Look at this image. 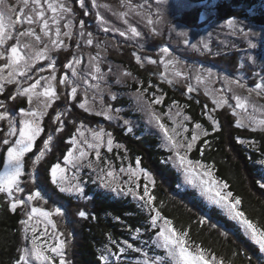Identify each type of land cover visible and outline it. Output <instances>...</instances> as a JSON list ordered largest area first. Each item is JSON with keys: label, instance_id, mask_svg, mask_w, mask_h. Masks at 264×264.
Wrapping results in <instances>:
<instances>
[{"label": "rangeland", "instance_id": "obj_1", "mask_svg": "<svg viewBox=\"0 0 264 264\" xmlns=\"http://www.w3.org/2000/svg\"><path fill=\"white\" fill-rule=\"evenodd\" d=\"M66 3L73 9L71 0H66ZM5 4L17 6V0H5ZM217 4L218 0H207L204 2L191 0H95V3H93V0H81L79 2L80 7L85 10L87 15L94 16L96 19L95 23L93 24L96 31L94 32L90 30L84 23L83 31L85 32V36L80 37L79 33L81 31V28L80 26L76 27L73 21V23H71L72 27L70 29L72 35L70 37L61 35L60 37V39L64 41V45L66 46H62L59 48H52L50 46L49 51L47 52V58L35 60L33 63H31L29 67L24 70L25 75H16L15 78L17 81H19V84H4V90L1 94L10 89V87L13 85L16 86L15 92H17L18 87L25 88L30 86L41 77H50L53 73V69L49 68L48 65L51 61H55L54 71L57 79L53 83L56 87L59 98L53 102L52 107L47 109V114L41 121V126L43 127L44 132H42L41 135L37 138L34 147L37 146L38 141L41 140L45 135L47 131V125L52 122L57 113H60V124L62 122L63 131H55L53 133V139L51 141L50 148H54L58 138L61 136L60 134L64 132V143L70 145L67 151L74 148L71 143V138L75 136V138L80 142L75 146V148L83 147L89 153L87 158L80 162V166L77 168H73L71 165L65 166L63 164V157L61 159H57L56 163L53 164L55 165L57 163H60L63 167L67 168V171L65 173L67 179L62 186L75 185L78 183L80 188L82 189V192H62L60 190V187L51 182L50 178L49 182H51L52 185L60 191V193L64 194V196L66 197H70L76 200L78 203H80L81 207H84V204L82 202L91 199V194L88 195L87 190L90 189L92 185H95L97 186V189L104 190L107 194L109 193L116 197L132 196L135 201H141L139 199V197L141 196L140 192L141 189L145 186V182L142 183V180L152 183V181H154V177L139 165L134 166L128 164L117 168L114 161H112L108 156L109 153L112 154L114 150L120 147V144L111 132L109 125L125 128V132L131 133V131H135L136 129V119L133 118V116L138 113L141 115L142 121L145 123L148 133L159 136L162 140L163 148L171 153L169 162L171 163L173 168L179 172L182 180V187L184 189L196 191L199 194L200 198L203 199L209 207L218 208L225 216L231 219L222 209L209 203V201L201 195L198 188H195L191 184L186 182L183 172L175 162V151L172 150L171 145L167 144V142L164 140L162 132L158 129L155 123L149 122L148 106L150 105L151 110L161 116V121L170 130L175 127L177 132L181 133V135L176 136V139L178 141L186 143L191 139L194 131L200 133L201 131H206V129L203 126L201 130L195 129V124L198 122L194 121V119L191 118V116L185 111L182 106H166L164 104L165 96L162 93L163 89L160 88V86L153 84L155 87L154 92L158 93H151L153 91L148 92L143 90L141 86L143 87L144 83L141 82L140 78H138L133 72L128 70V68H126L123 64L116 62L110 57L116 53H124L125 48H133V53L141 56L142 58L139 64H144V67L151 66L153 69H155L157 72L156 75L161 81L168 83V80H172L173 82L171 83V85H173L175 88L185 87V92L189 97L195 98L194 94H200L203 99L209 101L212 104V107H207V118L208 115H212L216 120L219 121L221 127L222 120L227 118L224 110L227 109L229 114H232V108L229 105L234 106V95H248L246 90L237 88L235 84H230L229 80H240L246 85V87H254V82H260L261 77L264 76V27L257 26L245 20L240 21L238 19H230L238 21L234 29L232 27H229L227 23V21L229 20L224 22L211 20V18L217 14L215 10ZM197 8L201 9V22L208 23L205 28L191 29L179 22V18L184 12L191 11ZM97 14H99L100 17L103 18L104 23H101V21L97 19ZM121 14L126 15L122 16ZM75 19L76 14L73 9V13L70 15H66L65 21L61 22V32L63 33L64 31H69V29L63 28V24L65 22H69V20L71 21ZM149 19L153 21L152 24L148 23ZM17 27L19 28L20 26L17 25ZM33 27H35L37 33L40 34L39 27L36 25H33ZM133 27H135L140 33L139 36H134L131 33L130 29ZM105 28L109 30L104 31ZM240 29H242L243 31L241 32ZM73 30L76 32L78 39L74 38ZM88 32L92 33V45H88L86 43V40L88 38L86 34ZM120 32H124L125 35L121 36ZM182 33H185L187 35H182ZM157 38L164 41V43H160L161 45L158 49H153L151 45ZM185 39H188L192 44H196L197 47L193 48L190 45H186L184 43ZM20 40L22 45H31V48L29 49H22V51H25L29 54H32L35 51L43 50L44 44L49 43L48 38L43 36V42L35 41L34 37H20ZM13 43H15L14 39L8 41L5 47H10ZM205 44H207V48L204 47ZM252 45H255V47H253ZM165 46L170 50L169 54L167 55L161 52V49ZM59 51H65L66 53H69V51H71V53H69L70 59L68 63L73 62L74 58L80 60L79 64H74V68L76 71L75 76L72 74V68L66 67L65 72L61 71L60 64H58L56 58V54L59 53ZM233 51H236L238 54L240 53V71L236 74L227 72L224 69L213 66L211 64L193 61L190 58V56L193 54L199 56L208 54L212 57H219L231 55ZM91 57H96V60L91 61ZM147 57H151V59L155 60L156 63L149 62V60L146 59ZM169 60L174 61V63L168 64L166 68L165 65ZM4 63V60H0V67H3ZM93 64H96L100 67L101 73L97 75H101L102 79L96 80L92 78L94 74ZM208 68L212 69L213 74L211 77L207 76V74L204 72V69ZM174 71H180L182 75L179 77H175L173 75ZM128 73H130L131 75H128ZM198 74L202 75L204 82H197L195 77ZM4 75H7V69L5 70ZM65 77L67 78L69 83L63 85L60 84L59 81ZM85 81H87V83H85ZM189 84L192 85L195 89L191 93L187 92V86ZM44 86L45 80L41 79V83L37 88V91L42 92ZM60 86L61 88H67V92L71 99L70 103L72 105H76L77 107H79V104L85 102V100L87 99V107L89 110H83H85L91 116H94L101 120V124L91 126L87 123L75 122L74 119H71L69 117V113L74 110L72 105L66 108V110H61L55 113V105L61 100V96L63 94H61V92L59 91ZM133 86H137L138 88L135 89ZM73 87H76L77 89L75 98L70 95L71 89ZM205 93H207V95ZM161 96L163 97V100L160 104L151 103L155 98ZM221 96L228 99L229 104L224 105L220 108H216V106L212 103L213 98L215 97L219 99ZM18 98L24 100V106H20L17 112L10 113L11 118L13 119L17 127H19V120L21 119L20 109H28L30 107L36 108L40 106L45 99L42 96L39 98V100L34 97L33 104L29 105L27 97L18 96ZM251 99L258 104H264V99L256 98L255 94H253ZM123 100L130 101L133 108L124 105ZM214 108L215 111H212ZM3 110L4 109H0V111ZM109 110V114L112 116V119H108L105 115L99 114ZM185 117H187L188 119H185ZM67 119H70V124L67 122ZM236 119L237 117H235V121ZM125 121H127V123H125ZM208 121L211 123L209 119ZM4 122H6V120L0 121V132L5 130L1 135L2 139L7 136L8 132V129H5L3 126ZM57 127L58 126H56L55 129ZM129 128H131V131L128 130ZM185 128L187 129V131H184ZM77 129H79V131H77ZM100 129H103L105 133H111L113 144L112 150L108 151V137L107 135H105L104 144L99 149L101 153V159L97 161L95 157V150L87 148V144L84 143V140L86 139L89 143H94L95 141L93 140V132L99 131ZM245 129L249 130V128L246 127ZM81 132L83 133V137H81L80 135ZM255 132L264 134V132L259 130ZM203 137H205V135L201 134L200 138L196 142V145ZM9 139L11 141L14 140L15 137H9ZM243 141H245L243 145L250 149H256L258 147L257 142H255L254 140L243 139ZM248 141H254V144H249ZM195 146L190 152L187 153L188 158L191 160H193L191 157V153L194 150ZM7 147L8 145L5 144L0 147V158L3 157L2 164L0 162V173H3L5 171V166L7 164ZM67 151L64 154H66ZM181 151L183 152V150ZM29 153H27L24 158L25 173L20 178L21 187L23 188L24 176L27 173V156ZM75 154L78 155V152H76ZM104 161H107V163H104ZM89 163H91L92 167L88 166ZM262 166L264 169V164H262ZM101 169H103V171H101ZM108 171H111L113 173L111 177L106 175ZM38 172L39 171L36 170V179L38 178ZM132 172H136V175L133 176L131 174ZM145 172L150 174L151 180L145 177ZM212 174L215 179L219 180L213 171ZM36 183L37 182H31V187L33 185H36ZM104 183L109 184L110 187H103ZM39 188L42 191V196L43 193H45L47 197H44L43 200L32 201L27 205L26 210L30 211L32 207H38L46 211L53 212L51 219L56 224L55 231L57 233L62 232L59 227L60 225L67 226L69 229H72L74 227V223L72 222L73 220L71 218L72 206L68 204H61L57 200H52L54 206H57L59 208L62 207L61 210L63 212V215H56L52 210V207L47 206L49 204L48 200L49 198H52V196L48 194L49 192L45 190V187H41L39 185ZM113 188H115V191L112 190ZM129 189H132V192H129ZM133 193H135V195ZM13 195L19 198H22L23 196L24 199H26L28 195L27 189H24V192L22 193L18 192L14 193ZM7 198L10 199L9 197ZM20 207L24 206H19L18 208ZM37 221H39V223H36ZM33 223H36V235L39 236L45 228L43 218L36 217L34 218ZM159 223L160 221H158V224ZM76 228H80V225H77ZM48 233H53L51 225H48ZM25 235L31 238L32 233L31 231H29L28 233H25L23 231V247L30 246L29 242L24 239ZM61 238L65 239L66 242L68 240L66 234ZM73 239L75 240V238ZM40 240L41 242L47 241L51 244L55 243L50 235L41 236ZM67 248L66 259L68 255ZM143 253H148L149 257L157 256L156 254H149L151 253L149 251ZM262 255L264 258V253H262ZM112 257L113 256L109 254V258ZM144 259L145 257L143 255L142 261ZM55 264H58V258L56 259Z\"/></svg>", "mask_w": 264, "mask_h": 264}, {"label": "trees", "instance_id": "obj_2", "mask_svg": "<svg viewBox=\"0 0 264 264\" xmlns=\"http://www.w3.org/2000/svg\"><path fill=\"white\" fill-rule=\"evenodd\" d=\"M80 1L71 0L78 25L80 21H83L90 30L95 32L93 24L96 19L94 16L86 14L79 5ZM191 1L204 2L207 0ZM215 10L217 14L211 20L224 22L238 19L264 27V0H218ZM201 21L200 8L184 12L179 18L181 24L191 29L205 28L208 23ZM160 43L163 44L164 41L157 38L151 46L153 49H158ZM133 51L131 47L125 48L124 53H116L110 57L140 78L144 83V86H141L143 90L158 93L154 92L153 84L160 86L163 89L166 106H182L194 121L209 132V135L203 137L195 146L191 153L192 159L205 165L214 166L212 171L221 182L228 184L227 190L242 199L241 207L246 214L254 217L256 221L264 220V189L260 188L257 183L258 180L264 179V169L261 164V161H264V134L236 127L235 117L229 114L227 109L224 110L227 118L222 120L220 130L213 132L212 124L208 121L206 114L207 107H212V104L203 99L200 94H194L195 98L189 97L185 92V87L175 88L173 85L161 81L157 77L155 69L137 63ZM69 53L59 51L56 54L62 72L66 70L65 65L70 59ZM190 58L193 61L222 68L233 74L240 71V53L238 54L236 51H233L231 55L219 57L193 54ZM133 87L138 88L137 86ZM15 90L16 86L13 85L3 94L0 93V100L5 103L10 113H15L20 106H24V100L18 96L15 100L8 99L9 95H16ZM59 91L63 94L61 100L55 105V113L66 110L72 105L67 88L60 86ZM123 102L124 105L133 108L130 101L123 100ZM206 105L207 107H205ZM72 106L74 110L69 113V117L75 122H83L91 126L101 124L102 121L98 118L91 116L76 105ZM133 118L136 119V129L131 133L125 132V128L109 125L111 132L120 144L118 149L114 150L112 154H108L115 166L117 168L128 164L137 166L136 161L139 159V166L154 177V183L142 180V183L145 182L149 189V195L154 197L152 206L158 209L163 217L172 220L177 229L189 230L191 241L222 258L225 264H264L262 253L249 241L234 221L225 216L218 208L209 207L196 191L182 187L179 172L169 162L171 153L163 148L160 137L148 133L140 114H135ZM6 122L3 126L8 129ZM67 122L70 124V119H67ZM56 126L59 127L60 122L53 123L52 120L47 125L45 135L28 154L24 189H27V194H30L37 190L41 191L39 185L45 187L48 194L52 196L49 198L47 206L52 207L53 211L57 206L53 205L52 200L72 206L71 218L74 227L69 229L67 226H59L64 235H67V260L70 264H104L100 257L109 254L113 256L109 258L110 264H142L143 252L149 251L151 252L149 254L163 255L164 252L158 250L153 244L158 228L151 226V215L154 213L149 211L151 206H145V200L148 197L139 202L135 201L132 196L116 197L107 194L106 191L99 190L97 186L92 185L87 190V194H91V199L82 202L84 207H81L80 203L64 196L49 182L50 167L56 163L57 159L64 156L70 146L64 143V132L60 134L54 148L46 151L39 163L33 166L32 161L39 154L43 141L49 134L53 135ZM3 131L0 132V147L4 145L1 138ZM243 139L254 140L258 147L250 149L238 142ZM205 141H207V146H205ZM201 149H203V154H201ZM0 162L2 164L3 157L0 158ZM36 170L39 171L38 178L35 179L37 183L31 187V177L33 175L36 177ZM140 193L141 196L144 195V188ZM43 197H47V195L43 193ZM22 199H24L23 196ZM79 211L88 213L87 218L80 217ZM201 217L206 218V222L200 223ZM23 219H27L25 208L20 207L15 212L11 211L9 199L0 193V264H15L18 259L19 250L24 244L20 223ZM77 225H80V228H76ZM137 229H139L138 232ZM222 233H227V235H222ZM129 244L132 245V248L128 247ZM120 248H124L125 251L120 253ZM137 248L142 251L137 252L135 250Z\"/></svg>", "mask_w": 264, "mask_h": 264}, {"label": "snow or ice", "instance_id": "obj_3", "mask_svg": "<svg viewBox=\"0 0 264 264\" xmlns=\"http://www.w3.org/2000/svg\"><path fill=\"white\" fill-rule=\"evenodd\" d=\"M95 3V0H93ZM73 13V9L68 6L66 0H17V6L5 4V0H0V60H4L5 63L3 67H0V93L4 90V84H19V81L16 80V75H25V69L29 67L31 63L35 60H40L47 58V52L49 47L59 48L64 45V41L60 39L61 35L65 37H70L72 35L70 29L72 24L70 22H65L63 24L64 29H69V31L61 32V22L65 21L66 15ZM126 15V14H121ZM97 19L104 23L103 18L97 14ZM149 24H152L151 19L148 20ZM229 27L235 29L238 21L229 20L227 21ZM17 25L20 27L18 28ZM36 25L39 27V33H37L36 28L33 27ZM27 26V27H25ZM81 31L79 33L80 37L85 36L83 31L84 22L80 21ZM23 29V30H21ZM109 29L105 28L104 31ZM131 33L134 36H139L140 33L135 27L130 29ZM242 32L243 30L240 29ZM47 37L49 43L44 44L43 50L35 51L32 54H29L22 49H29L31 45L21 44L20 37H34L35 41L43 42L42 36ZM54 34V38H53ZM86 43L88 45L93 44L92 33L88 32ZM121 36H124V32H120ZM182 35H187L182 33ZM15 40L10 47H5V45L10 40ZM186 45H190L193 48H196V44H192L188 39L184 40ZM255 47V45H252ZM207 48V44L204 45ZM169 48L163 47L161 52L165 55L169 54ZM133 55H136L133 53ZM91 61H95L96 57H91ZM151 63H156L155 60H152L151 57H147ZM137 63L141 62V57L136 55ZM80 60L74 58L73 62H69L65 65L68 68H72V74L75 76L76 71L74 64H79ZM174 61L169 60L165 67L167 68L168 64H173ZM49 68L53 69V73L50 77L44 78L41 77L37 79L30 86L25 88H17L16 95H9L8 99L15 100L17 96L27 97L29 105L33 104V98H39L42 96L45 99L40 106L36 108L20 109L21 119L19 120V127L16 126L13 119L11 118L10 111L6 108L3 101H0V121H7L8 132L7 136L4 137L3 143L8 145L7 147V164L5 166V171L0 173V193L5 194L9 197V207L10 210L15 212L19 206L25 207V214L27 219L20 221L23 225V231L28 233L31 231L32 236L29 238L25 235L24 239L27 240L30 246L22 247L18 259L15 261V264H55L56 259L58 258V264H70L66 259V248L67 242L61 237L64 235L62 232L57 233L56 224L51 219L53 212L46 211L42 208L32 207L30 211H27V205L34 200H43L41 191L37 190L31 192L27 195L26 199L15 197L14 193L24 192V188L21 187L20 178L25 173L24 168V158L27 153L31 152L35 141L44 132L43 127L41 126V121L43 117L47 114V109L52 107L53 102L59 98L54 85L57 77L55 75V61H51L48 65ZM94 74L93 79L99 80L102 79L101 69L98 65L93 64ZM7 69V75H4L5 70ZM204 72L207 76H212V69H204ZM128 75H131L128 73ZM173 75L179 77L182 75L180 71H174ZM41 79L45 80V86L42 92H38L37 88L40 86ZM197 82H204L202 75H197L195 77ZM227 79V78H226ZM172 80H168V83H172ZM60 84H67L69 81L67 78H63L59 81ZM87 83V81H85ZM230 84H235L237 88L246 90L248 95H234L235 104L234 106L229 105L232 108V115L237 117L235 121V126L239 128H249V130L255 132L257 130L264 132V104H258L254 102L251 97L255 94L256 98L264 99V76L261 77L260 82H254V87H246V85L240 80H229ZM195 89L192 85L187 86V92L191 93ZM77 93L76 87L71 89L70 95L75 98ZM207 95V93H205ZM114 98V97H113ZM163 100V97L155 98L151 103L160 104ZM212 103L216 108L223 107L224 105L229 104L228 99L221 96L219 99L213 98ZM79 107L89 110L87 107V99L85 102L80 103ZM207 107V106H205ZM215 111V108L212 110ZM109 111L99 113L105 115L108 119H112V116L109 114ZM207 114V113H206ZM60 113H57L56 117L53 119V123L60 122ZM148 115L149 122L155 123L158 129L162 132L164 140L167 144L171 145V149L175 151V162L180 170L185 176L187 183L191 184L193 187L200 190L201 195L206 198L209 203L222 209L236 224L240 229L243 230V233L249 241L254 244L261 253H264V220L256 221L254 217L247 215L246 212L242 209V199L239 196H234L232 191L227 190L229 188L227 183H223L213 177L212 167L210 165L202 164L199 161H193L188 158L187 153L192 150L196 145L197 140L200 138V135H208L207 131H201L200 133L193 132L191 139L186 143L178 141L176 136L181 135L177 132L176 128L173 127L171 130L161 121V116L156 112L152 111L150 105L148 106ZM185 119H188L185 117ZM208 119L212 124V131H219L220 124L212 115H208ZM127 123V121H125ZM195 129L201 130L202 125L199 123L195 124ZM131 131V128L128 129ZM55 131H63L62 122ZM79 131V129H77ZM184 131H187L185 128ZM83 137V133H80ZM107 135V147L108 151L112 150L113 140L111 138V133H105L103 129L93 132L94 143H89L86 139L84 143L87 144V148L95 150V157L97 161L101 159V153L99 151L100 147L104 144V136ZM9 137H15L14 140L9 139ZM53 137L51 134L43 141L42 148L38 155L35 156V159L32 161L33 166L39 163L43 158L46 151H50V144ZM240 143H245L243 140H239ZM71 143L74 146L73 149L67 151L63 156V164L65 166L71 165L73 168L80 166L82 162L88 156V152L83 148H75L80 142L73 136L71 138ZM249 144H254V141H248ZM205 146H207V141H205ZM183 150V152L181 151ZM78 152V155L75 153ZM201 154H203V149H201ZM107 163V161H104ZM137 165L140 161L137 159ZM264 164V161H261ZM92 167L91 163L88 165ZM67 171L66 167H63L60 163L53 165L50 168V178L53 184H56L60 187L62 192H82L79 184L62 186L66 181L67 177L65 173ZM103 171V169H101ZM143 171V170H141ZM133 176L136 175V172L131 173ZM107 176L111 177L113 173L108 171ZM145 177L151 180L150 174L145 172ZM32 182L35 183V176L32 177ZM75 178V177H73ZM154 183V181H152ZM257 183L259 187L264 189V179L258 180ZM103 187H110L109 184L104 183ZM115 191V188L112 189ZM129 192H132V189H129ZM135 195V193H133ZM145 197H148L145 200ZM140 200H145V206H151L149 211L154 213L151 215V226L153 228H158L156 233V239L153 241V244L156 248L162 249L164 254L157 255L155 257H149L148 253H143L145 259L142 264H225V261L218 257L216 254L209 252L207 249L196 244L194 241L189 239L190 233L187 229H177L173 221L167 219L161 215V212L152 206L154 197L149 195V189L147 185L144 187V195L139 197ZM56 215H63L61 208L57 207L54 209ZM78 215L82 218H87V213L85 211H79ZM42 217L45 225L44 231L40 233L39 236L37 233L36 223H33L34 218ZM158 221L160 223L158 224ZM206 222V218L201 217L200 223ZM48 225H51L53 233H48ZM215 227V225H213ZM139 229H137V232ZM50 235L51 238L55 241L54 244L48 243L47 241L41 242L40 237ZM222 235H227V233H222ZM113 243H115L113 241ZM129 248H132V245H128ZM137 252H141V249H135ZM124 248H120L119 252L123 253ZM110 252V250H109ZM100 259L104 261V264H110L109 255H101ZM118 259V257H117Z\"/></svg>", "mask_w": 264, "mask_h": 264}, {"label": "flooded vegetation", "instance_id": "obj_4", "mask_svg": "<svg viewBox=\"0 0 264 264\" xmlns=\"http://www.w3.org/2000/svg\"><path fill=\"white\" fill-rule=\"evenodd\" d=\"M73 4V3H72ZM73 9H74V6H73ZM75 12V11H74ZM76 14V13H75ZM76 19H77V15H76ZM69 20V22L70 23H73V21H74V24H75V26L77 27V26H80V24L78 25V22H77V20ZM73 35H74V38H76V39H78V36H77V34H76V32L73 30Z\"/></svg>", "mask_w": 264, "mask_h": 264}]
</instances>
